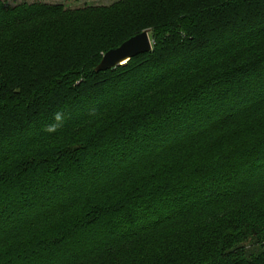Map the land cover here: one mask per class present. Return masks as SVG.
Listing matches in <instances>:
<instances>
[{
    "label": "trees",
    "instance_id": "16d2710c",
    "mask_svg": "<svg viewBox=\"0 0 264 264\" xmlns=\"http://www.w3.org/2000/svg\"><path fill=\"white\" fill-rule=\"evenodd\" d=\"M0 264H264V0H0Z\"/></svg>",
    "mask_w": 264,
    "mask_h": 264
},
{
    "label": "water",
    "instance_id": "95a60500",
    "mask_svg": "<svg viewBox=\"0 0 264 264\" xmlns=\"http://www.w3.org/2000/svg\"><path fill=\"white\" fill-rule=\"evenodd\" d=\"M152 50L153 41L150 39L149 32L146 31L126 41L119 48L105 54L96 68V72L111 71L119 66L126 65L139 55L151 53Z\"/></svg>",
    "mask_w": 264,
    "mask_h": 264
},
{
    "label": "rangeland",
    "instance_id": "374dc122",
    "mask_svg": "<svg viewBox=\"0 0 264 264\" xmlns=\"http://www.w3.org/2000/svg\"><path fill=\"white\" fill-rule=\"evenodd\" d=\"M10 6H18L23 2L64 5L67 9H80L86 6H110L119 0H2ZM154 44V42H153Z\"/></svg>",
    "mask_w": 264,
    "mask_h": 264
}]
</instances>
